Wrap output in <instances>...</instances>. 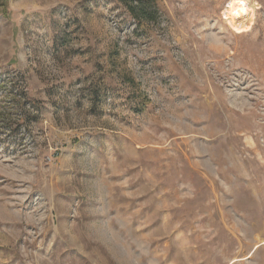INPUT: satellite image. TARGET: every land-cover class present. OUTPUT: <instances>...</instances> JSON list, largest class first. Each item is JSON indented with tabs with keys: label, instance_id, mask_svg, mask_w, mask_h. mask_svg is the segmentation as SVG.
<instances>
[{
	"label": "rangeland",
	"instance_id": "rangeland-1",
	"mask_svg": "<svg viewBox=\"0 0 264 264\" xmlns=\"http://www.w3.org/2000/svg\"><path fill=\"white\" fill-rule=\"evenodd\" d=\"M235 1L0 0V264H264V0L245 33Z\"/></svg>",
	"mask_w": 264,
	"mask_h": 264
},
{
	"label": "bare ground",
	"instance_id": "bare-ground-1",
	"mask_svg": "<svg viewBox=\"0 0 264 264\" xmlns=\"http://www.w3.org/2000/svg\"><path fill=\"white\" fill-rule=\"evenodd\" d=\"M246 3V2H245ZM242 0H236L232 5L229 23L238 33H245L249 29L252 12Z\"/></svg>",
	"mask_w": 264,
	"mask_h": 264
},
{
	"label": "built area",
	"instance_id": "built-area-1",
	"mask_svg": "<svg viewBox=\"0 0 264 264\" xmlns=\"http://www.w3.org/2000/svg\"><path fill=\"white\" fill-rule=\"evenodd\" d=\"M230 9V8H229ZM229 9L225 10L223 13L224 19L226 20V22L229 23V17H231L230 13H229Z\"/></svg>",
	"mask_w": 264,
	"mask_h": 264
},
{
	"label": "trees",
	"instance_id": "trees-1",
	"mask_svg": "<svg viewBox=\"0 0 264 264\" xmlns=\"http://www.w3.org/2000/svg\"><path fill=\"white\" fill-rule=\"evenodd\" d=\"M143 11V9H141V12ZM143 13H144V11H143ZM33 119H35V118H33Z\"/></svg>",
	"mask_w": 264,
	"mask_h": 264
}]
</instances>
